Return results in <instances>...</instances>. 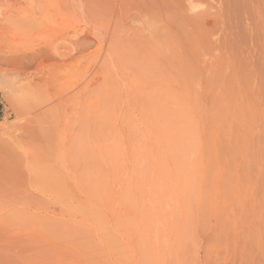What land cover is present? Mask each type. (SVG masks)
Returning <instances> with one entry per match:
<instances>
[{"label": "rangeland", "instance_id": "rangeland-1", "mask_svg": "<svg viewBox=\"0 0 264 264\" xmlns=\"http://www.w3.org/2000/svg\"><path fill=\"white\" fill-rule=\"evenodd\" d=\"M91 1L79 3L89 6ZM185 6L187 14L196 22L200 23L203 17L199 15H203L212 30L207 29L200 45L193 47L194 53L188 46L173 44L169 81L174 100L172 109L181 111L184 107L187 113L184 121L178 122V116L173 121L182 128L190 124L195 129L191 151L195 152L198 147L197 156L202 155L199 161H203L204 155L210 159L220 150L217 163L225 161V164L222 135L227 132L221 123L230 114L233 123L229 121L228 125L250 161V179L257 182L254 191L246 194V200L254 202L264 214V0H191ZM81 27L84 25L74 34L79 39L86 36ZM48 34L49 29L40 30L31 40V47H37ZM97 46V41L91 38L83 52L64 60L70 66L61 67L60 73L68 71V84L78 80L87 58L97 51ZM40 59L44 61L41 71L47 70L51 60H57L51 53L43 52L30 59L16 57L1 65L11 71L0 70V264H149L146 254L154 246L151 238L147 237L153 244H148L146 254L141 251L145 255L137 248H129L139 235L130 222L137 215L159 220L150 229H155L165 240L160 247L161 264H178L176 258L181 264H248V259L254 256L257 264H262L264 257L251 247L256 245L248 246L238 234L240 225L237 230H231L225 222V213L220 214L225 211H216L208 205L206 197L211 182L206 176L197 180L199 197L189 200V212L180 202L175 206L164 194L157 196L149 182L137 198L122 196L126 179L119 174L124 170H114L108 159L105 160L108 152L105 143L127 141L135 135L142 148L146 144L144 127L139 123V105L144 97L142 92L135 93L130 85L121 83L122 78L115 80L110 76L104 83L99 75H93L87 87L76 91V97L70 91L67 97L66 93L62 94L65 98L71 95L78 98V106L82 107L84 125L75 124L72 133H83L91 139L85 145L76 143L65 156L60 154L53 128L69 108L61 104L63 96L50 97L43 88L41 91L30 83V75L34 74ZM49 82V90L58 84L55 80ZM213 107H219V119L213 117ZM189 117L191 123H188ZM113 152L122 157L125 149L118 147ZM180 196L183 200V195ZM186 212L184 227L180 220ZM238 216L243 217L239 213ZM116 218L122 219L127 233L113 227ZM262 226L263 237L260 235L264 240ZM176 230L183 235L173 246L171 241ZM250 264H256V260Z\"/></svg>", "mask_w": 264, "mask_h": 264}, {"label": "bare ground", "instance_id": "bare-ground-1", "mask_svg": "<svg viewBox=\"0 0 264 264\" xmlns=\"http://www.w3.org/2000/svg\"><path fill=\"white\" fill-rule=\"evenodd\" d=\"M79 1L0 0V70L4 73L11 71L12 69L8 66L2 67L1 65L16 57L30 59L40 56L43 52H48L51 53L52 58L59 61L51 60L46 65L47 70L41 71L44 67V61L40 59V63L32 72L34 74L30 75L31 78H29L31 79L30 83L37 85L39 90L43 88V91L45 90L50 97L58 98L63 96V93H66L65 96L67 97V94H70L69 91L76 97V91L80 92L81 89L87 87L89 79L93 75H99L104 83L110 76L115 80L122 78L121 83L130 85L134 91L136 90L135 93L142 92L141 95H143L144 100L139 105L141 114L139 123L142 125L141 127H144L143 135L146 137L144 147H141V143L135 135L127 141L105 143L109 152L106 151L105 160L108 159L114 170L120 171L122 169L125 173L119 174L126 179L125 186L121 189L122 196L137 198L140 190L145 189V184L149 182L153 185L157 196L164 194L175 206L180 202V206L189 212L191 210V201L188 203L189 200L199 197L197 192L200 190L197 187V180L206 176V179L208 177L211 182V188L207 190L209 195L207 194L208 197H206L208 205L216 211L217 209L224 210L225 212L220 214L225 213V222L229 228L231 230L236 228L235 230H237L239 224L241 232L238 234L242 235L243 241L249 243L248 246L251 243L256 245L258 249L256 246L255 248L251 247L264 257V240L261 238L263 234L261 224L264 225V214L262 209L256 208L254 202L246 200V194L252 191L254 186L257 187V182L250 179V161L244 153V147H240L234 133L232 135V127L228 125L229 121L233 123L230 114H226V120L221 123L223 127H226L227 132L222 135L226 151L224 148V150L221 149L223 153L226 152L224 153V157L227 159L225 164V161L223 164L217 163L221 156L219 149L215 156L212 154L213 158L211 155L210 159L204 155L203 161H199L202 155L201 158L198 155V158V147L195 152L192 153L191 151V137L195 133V129L193 131L190 124L185 125L184 128L187 132L180 124L173 121L177 116L178 122L184 121V118L187 117L184 107L181 111H173L172 109L174 100L169 81L172 78L171 52L173 44L175 42L188 46L194 53L193 47L200 45V39L207 34V29L212 30V27L208 26V20L203 15H199L203 17L199 23L187 14L185 2L191 0H95V2L92 0L89 6H84ZM79 4H81L80 8H78ZM81 24L84 25L83 28L81 27V31H85L86 36L79 39L74 34H76L75 32L78 34V30H80L78 28ZM45 29H49L48 38L43 39V42L39 44L37 43L38 46L34 45L37 47H31V40L35 39L40 30ZM71 32H74L73 35ZM91 38L98 43L97 51L93 55L91 54L89 59H85V64L83 61L85 69L82 70V74L78 75V80L73 84H68V71L65 70L64 73H60L61 67L70 66L64 60L71 58L74 53L83 52ZM58 74L61 76L59 77ZM51 80L57 81L58 84L53 85V88L49 90V81ZM72 95L68 98L61 97L62 102L59 99L65 108H69V111H65L53 128L56 144L57 146L60 145L61 149L58 151L63 156L76 143L83 142L85 145L91 139L89 135L83 133L81 135L72 133L75 124H83V112L80 109L82 107L79 108L78 98H72ZM220 104L222 107V103ZM219 110V107H213L211 110L216 119H219ZM235 115L237 114L235 113ZM189 118L188 123H191V117ZM165 143L170 144V147H165L163 145ZM118 147L125 149L122 157H118L113 152V149ZM250 148L251 145H249ZM124 154L129 157L124 156ZM258 172L261 174L260 168H258ZM181 190H184V193ZM180 194L183 195V200L186 196L188 201H183L181 196L179 198ZM177 199H181V201ZM198 205L200 206V204ZM187 212L180 220V224L184 227L187 222ZM238 213L240 216L242 214L243 217L239 218ZM217 215L219 216L218 213ZM220 218H218L219 221ZM100 221H104V219H100ZM158 221L157 219H145L142 215H137L135 219L130 220L132 227L137 228L139 235L135 243H130L131 247L129 248H137L140 252L144 250L146 254V249L149 248L147 247L148 244L154 243L152 251L149 252L148 249V254H146L149 264H161L163 261H161L160 247L165 243V240L160 238L155 229H150L151 226L157 225ZM170 221H173V217ZM121 222L122 219L116 218L113 227L127 233L126 225L123 226ZM222 227V222H220V232ZM182 230L184 231L183 228ZM102 231L106 232V228H103ZM175 233L174 239L171 241L173 246L181 241L178 239L183 235L181 231L176 230ZM147 237L151 238L153 243H149ZM233 240L235 242L237 240L235 231ZM143 254L141 252V255ZM254 259L257 264L258 259L255 256L254 258L251 257V260L248 259V264ZM262 260L261 262L264 264V260ZM175 261L181 264L179 258H176Z\"/></svg>", "mask_w": 264, "mask_h": 264}]
</instances>
